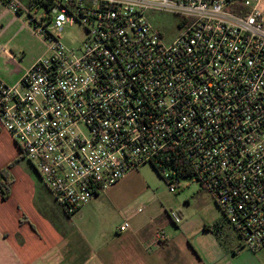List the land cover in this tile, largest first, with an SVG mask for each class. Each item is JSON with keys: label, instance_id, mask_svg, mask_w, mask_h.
Returning a JSON list of instances; mask_svg holds the SVG:
<instances>
[{"label": "built area", "instance_id": "1", "mask_svg": "<svg viewBox=\"0 0 264 264\" xmlns=\"http://www.w3.org/2000/svg\"><path fill=\"white\" fill-rule=\"evenodd\" d=\"M0 7L25 13L50 45V57L15 87L0 83V122L66 214L156 164L172 193L184 178L196 180L239 247H264V0ZM73 26L84 31L78 47L61 41ZM169 217L182 222L177 211Z\"/></svg>", "mask_w": 264, "mask_h": 264}, {"label": "crops", "instance_id": "2", "mask_svg": "<svg viewBox=\"0 0 264 264\" xmlns=\"http://www.w3.org/2000/svg\"><path fill=\"white\" fill-rule=\"evenodd\" d=\"M15 1L24 8L28 5V0ZM20 21L21 16L0 7V40ZM7 43H0V59L15 63ZM38 60L18 70L21 78ZM0 83L12 85L2 69ZM1 173L6 175L0 183H6L7 195L0 191V264H253L248 256L254 254L222 231L224 219L204 220L191 228L179 211L182 222L175 225L169 217L172 210L156 204L149 187L126 182L127 175L73 213L81 222L70 225L66 212L0 122ZM124 224L129 227L120 232ZM160 232L167 242L157 243Z\"/></svg>", "mask_w": 264, "mask_h": 264}, {"label": "rangeland", "instance_id": "3", "mask_svg": "<svg viewBox=\"0 0 264 264\" xmlns=\"http://www.w3.org/2000/svg\"><path fill=\"white\" fill-rule=\"evenodd\" d=\"M29 1V0H28ZM38 16L42 11L38 12ZM165 21H170V18L162 16ZM172 21L176 23L177 19L172 17ZM156 27L165 32L160 21H156ZM179 28H175L172 32L164 33L165 38H172V36L180 33ZM84 40V31L79 26L66 27L62 32V43L69 47H78ZM8 41L6 44L8 49L14 54L16 62H3L0 59V69L4 70L12 85L15 87L21 78L19 71L21 68L27 69L33 60L47 59L50 57L51 50L50 45L44 40L43 37L35 35L33 27H31L27 21V15L24 13L21 15V21L16 23L12 29L6 35V38L1 39V42ZM29 165V164H28ZM30 166V165H29ZM34 173V172H33ZM35 174V173H34ZM36 175V174H35ZM37 176V175H36ZM37 181L41 182L38 177ZM134 182V185L140 186V188L149 187L155 194L153 198L156 204L163 206L166 210H172L182 212L184 215V222L188 223L191 228L196 227L204 220L211 221L213 219L223 220V216L218 207L214 204L213 199L206 195L199 183L196 180L184 181L181 180L178 185L174 184L175 192L170 191V187L162 177L154 170L151 165H143L137 172H130L126 176L127 180ZM102 196L100 198H104ZM102 215V210L99 211L98 216ZM80 215H71L69 218L65 217L66 221H72V224H79L81 222ZM71 219V220H70ZM224 232H227L230 240L234 244H238V238L234 231L230 228L229 224L224 221ZM248 252L254 254L252 257L248 256V259L253 264H264V247L253 252L249 249H245Z\"/></svg>", "mask_w": 264, "mask_h": 264}, {"label": "trees", "instance_id": "4", "mask_svg": "<svg viewBox=\"0 0 264 264\" xmlns=\"http://www.w3.org/2000/svg\"><path fill=\"white\" fill-rule=\"evenodd\" d=\"M153 168H154V170L158 173V175L160 176V177H162L161 176V174H160V172H159V168L157 167V165L156 164H152L151 165ZM185 176H182V178H184ZM1 179H6V175L4 174V173H1L0 174V180ZM162 179H164L163 177H162ZM165 180V179H164ZM166 181V180H165ZM6 185V183L5 184H3V183H0V191L2 192V194H3V196L5 197L6 195H7V193H5V189L3 190V187ZM169 185V184H168ZM6 188V187H5ZM49 191V190H48ZM51 194V193H50ZM52 196V195H51ZM67 215V217L69 218L72 214H66ZM224 221H225V219H224ZM242 248V247H241Z\"/></svg>", "mask_w": 264, "mask_h": 264}, {"label": "water", "instance_id": "5", "mask_svg": "<svg viewBox=\"0 0 264 264\" xmlns=\"http://www.w3.org/2000/svg\"><path fill=\"white\" fill-rule=\"evenodd\" d=\"M184 181H192V178H184Z\"/></svg>", "mask_w": 264, "mask_h": 264}]
</instances>
